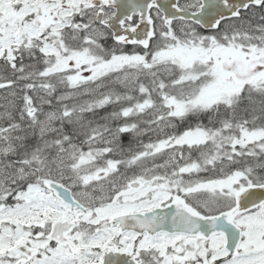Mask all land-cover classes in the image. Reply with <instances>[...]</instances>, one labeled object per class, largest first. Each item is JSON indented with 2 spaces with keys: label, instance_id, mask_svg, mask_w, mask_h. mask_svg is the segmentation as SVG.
Segmentation results:
<instances>
[{
  "label": "snow or ice",
  "instance_id": "snow-or-ice-1",
  "mask_svg": "<svg viewBox=\"0 0 264 264\" xmlns=\"http://www.w3.org/2000/svg\"><path fill=\"white\" fill-rule=\"evenodd\" d=\"M0 264H264V0H0Z\"/></svg>",
  "mask_w": 264,
  "mask_h": 264
}]
</instances>
